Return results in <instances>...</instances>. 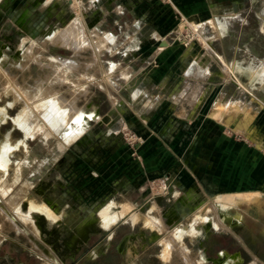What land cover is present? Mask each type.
<instances>
[{"label":"rangeland","instance_id":"rangeland-1","mask_svg":"<svg viewBox=\"0 0 264 264\" xmlns=\"http://www.w3.org/2000/svg\"><path fill=\"white\" fill-rule=\"evenodd\" d=\"M77 1L0 0V53L8 58L25 51L31 42L36 47L44 40V47L50 48L58 32L74 22L81 44L88 42L89 37L92 39L93 26L98 28V38H110L109 45L102 51L96 52L95 45L89 41L88 49L80 53V62L92 65L90 77L80 73L76 77L78 74L72 72L73 76L65 68L62 70L66 73L61 71L62 77L73 76L71 80L76 81L74 85L71 82L62 85L60 90L66 92V98L70 99V91H82L80 87L88 89L78 96L76 106L85 113L95 112L96 116L82 115L78 126L81 132L72 133L67 126H61L58 131L47 128V133L30 136L24 142L21 129L14 125L20 107L7 109L0 118V165L6 170V176L0 178L8 180L11 193L17 191L19 185L25 189L19 209L27 212L30 203L36 201L45 205L40 208L48 207L56 216L62 213L57 222L46 217L42 220L37 211L29 216L34 218L38 238H33L32 231V236L26 234L29 230L21 221L19 225L26 233L22 231L18 235L17 228L0 231V264H164L160 257L162 243L153 238L149 229L142 231L143 220L130 221L136 214L145 218L150 214V205L155 203L158 209L152 214L167 227L165 234L169 235L170 221L175 216L179 220L176 230L187 229L197 211L194 204L183 206L180 200L171 202L164 194L166 189L172 188L180 193L196 191L195 187L184 189L186 187L174 177V173L180 175L175 166L179 160H173L175 167L171 166L169 153L180 152L181 147L193 139L197 116H191L192 106H187L184 116H180V109L171 105V93L181 87L191 90L198 84L204 90L224 87L227 95L240 96L235 94L233 88L236 87L229 79L181 78L186 56L195 58L203 53L194 27L203 21H213L210 13L213 6H219L220 15L233 18L232 3L241 5L237 15L242 20L233 25L237 37L226 36L213 41L215 50L230 63L237 58L241 51L238 46L243 42L259 36L264 44L257 17L264 0ZM82 23L84 25H80ZM207 29L210 31V26ZM259 48L251 49L257 57L264 54V48ZM73 53V49L66 46H53L42 52V58L71 59ZM224 66L218 61L209 62L211 72H225ZM127 70L129 78L122 76ZM66 78L63 81L67 82ZM138 90L143 94L134 101L132 92ZM214 93L205 97L207 105L213 102ZM256 94L253 108L264 109V95ZM3 106L2 100L0 109ZM30 111L33 120L43 124L37 114H32L37 112ZM211 112L198 115L211 117ZM224 128L229 137L250 141L251 129L245 133L234 127ZM7 140L13 144L11 149L5 144ZM192 199L190 202L194 203L196 200ZM127 204L134 209L121 215L122 207ZM105 210L111 212L107 215L112 218L108 228L102 227V220L93 219ZM161 210L167 213L162 215ZM225 212L233 218L226 223L221 218V209L218 210L225 230L210 231V235L208 231L207 239L203 237L202 241L191 240L186 233L180 239L182 244L192 251L193 258H199V263L223 264L227 257L237 256L236 264H264V197L241 200ZM34 239L46 249L45 254L35 247ZM201 243L204 255L198 251ZM173 254L169 264H184L179 252ZM201 257L207 261H201Z\"/></svg>","mask_w":264,"mask_h":264},{"label":"bare ground","instance_id":"bare-ground-1","mask_svg":"<svg viewBox=\"0 0 264 264\" xmlns=\"http://www.w3.org/2000/svg\"><path fill=\"white\" fill-rule=\"evenodd\" d=\"M83 11L85 12L84 9ZM217 16L215 18L214 28H216L219 32L224 31L227 26L226 24L227 21ZM73 24L76 25L77 23L74 22ZM73 24L68 25L64 30H60L58 32V35H56L53 38V40H51V45H52L51 47L63 45L66 46L67 48L73 49L74 53L71 59H63L59 56H54V57H49V60L45 59L47 60L45 62L43 58H47V57L42 58V52L45 51V49L47 50V48L44 47L45 44L44 40L40 44L38 45L36 44V47H33L34 44L33 42H31V44L33 43L32 45L29 43L30 46L26 47L25 51H23L22 53L21 52L14 53V56L11 58H8L9 56L6 54L0 53V101L3 100L4 102L3 108L0 109V113H1L0 118L4 117V114L6 113L7 109L13 106H19L20 110L18 109L19 113L14 119V125L19 129H21L24 135V140H23L24 142L26 141L27 138H29L30 136H35L36 134L40 135L42 133H47L49 130L58 131L61 126L70 127L71 132L77 134L79 133L80 130L78 126L82 121L81 119L82 115L86 114L91 117L96 116L95 112L88 113L86 111L87 113H85L81 109H77L76 106L78 96L82 94V91L87 92L88 90L87 87H83V88L80 87L82 91L79 92L76 88H74L77 91L76 92L74 91L72 93L70 91V93L68 94L69 96H71L70 99H68L69 97L66 98L65 97L66 92L63 93L61 92L60 89L64 84L70 85V82L73 83V85L75 84L76 81L74 82L73 79L74 74L72 72L76 74L80 73L82 76L86 78L90 77L89 75L91 73L89 74L90 72L89 69H91L92 67L91 63L87 65L88 62L84 61L85 63L82 62L83 63L82 64L78 59V57H80V53L82 51L88 49L87 47L89 46L88 45V43H90L89 41H92L90 44L95 45L94 47L96 52L97 51L100 52L103 47L102 44H104L107 40L104 39L105 37H101V39L98 38L100 35L98 32V28L93 26L94 28L91 35L92 39L89 40L90 39L89 34L85 32V34L86 33L88 34L89 39L88 42H86L85 44H81L80 41L82 39L79 38L80 37L78 33L79 31H77L78 27L77 28L75 26L73 27ZM260 24L262 25L261 28L264 27V21H262L261 19H260ZM80 25H84V24L82 23ZM201 29H202V25L199 26L196 25L194 27V30L197 33L196 35L197 39L200 40L204 39V41H206L207 43L206 45H208L210 39L202 35ZM25 41L26 40H24V42ZM40 48L41 50L38 51V49ZM34 68H36V71L33 72L32 69ZM62 68L67 69V71L73 74V76L70 75L71 77H73L72 78L73 80H71V77L69 76L67 77L68 78L67 82L69 83L65 82V80L63 81V79H65L66 77L65 75L63 76L65 78L61 76V71H65L66 73V70H62ZM238 69H236L237 71H235L234 75L242 84L246 86H250L251 88L255 87V85L257 84L255 82L260 81L261 84L260 79L264 77V66L258 68L256 71H253L254 73L253 74L251 73L250 75L248 71L243 72V67L241 68L239 66ZM78 76L79 74L76 75V77ZM245 80H247V82ZM261 86H263V84H261ZM30 110L33 111L35 110L37 112V113L34 112L32 114H37L39 119L43 121V124H38L37 119L33 120V116L31 115ZM47 128H49V130ZM46 130L48 131L46 132ZM5 144H7V147L10 149L13 145L11 141L8 140L5 141ZM4 168L5 167L3 165L2 166L0 165V175H2L0 177H4L5 175L6 170ZM7 182L8 180L6 181L0 178V231H3L4 229L7 228L10 229L17 228L16 230H18L17 231L18 235L20 234L19 232L22 231L26 233V229L19 225L18 221H21L23 222V224L27 226V229L29 230V232H27L26 234L32 236L31 233L32 231L34 234L33 238H38V228L37 227L35 228L34 218H30L29 216L32 217V215H34L33 213H36L35 211H37L39 214H41L40 218H42V220L44 217H46L50 221L52 220L53 222H57L59 220L60 214L62 213L59 212L57 214L58 216H56V213L53 214L48 207L47 209H43L45 205L41 203H37L36 201L31 202L29 205L30 209L27 212L23 213L19 209L18 203L21 197V193L23 191L25 192V189L23 188V186L20 187V185L18 184L19 189L17 191H12L11 193L10 191L11 187ZM14 184H16V180L14 181ZM169 189H171L170 186ZM190 191L191 192L180 193V191H176L174 188H172L170 191L166 189L164 193L167 199L171 198V200H169L171 202L180 200L183 206L194 204V206L197 207V211H195L196 212L195 217L190 221L189 227L187 229L176 230V224L179 222V220L175 216L174 220L170 221L172 223V224L170 223L171 232H169V235L165 234V230H167V227H163L162 224L160 223L159 218H157L152 214L154 212L153 210L154 209L156 210L157 208L155 207L154 205L155 203L153 202H152L153 204L150 205L151 207L150 214L148 213L145 216V218L143 217L144 219L140 217V214H136L134 215V217L131 218L130 221L131 223H134L139 220H143L142 231H144L145 229H149L152 233L153 238L162 243L161 244L162 253L160 254V257L162 258L164 264L171 261L174 252H179L183 256L182 260L184 264H204V263H199V258H193V255L191 254L192 251L188 250L187 247L182 244L183 242V241L181 242L182 236L187 233V235L191 237V240L197 238L202 241L203 239L201 238L203 237L206 238L208 231L210 232L214 230L215 231L225 230L223 227V221L226 220L225 222L229 223V218L231 220L233 219L231 216L227 215V213L225 212L226 209L229 206H233L237 204L241 200H252V198L256 196L253 193H237V194L221 195L209 200L199 192L193 190ZM173 197L176 199H173ZM190 198L191 199L194 198V200L193 199L192 200L193 201L196 200L195 201L196 203L190 202L191 201ZM200 202H202L201 206H200ZM227 204L228 206H226ZM40 206H43V208H40ZM132 208L134 209V207H132L131 204H127L123 206L121 209L123 210L121 215L127 213ZM220 209H221V218L223 221L220 219V215L218 213V210ZM12 210L14 211L15 215H13L14 214L13 212H12L13 214L11 213ZM110 213L111 212L109 210H105L104 212L97 215L98 217L96 215L93 216V219L97 220L96 222L102 220L100 224H102V227L105 228L107 227L108 222L112 220L110 216L107 217V215H109ZM159 213L164 215L167 212H165V210H161ZM109 226L111 225L109 224ZM85 236H87V234H85ZM33 242L35 244V247H37L41 251V253L43 254L46 253L45 251L46 249H44L43 246L36 241V239H34ZM125 245L127 246L128 244ZM194 246H198V245H194ZM127 249L128 251H131L129 248ZM237 262H238V257L233 256V257H227L223 261V264H236Z\"/></svg>","mask_w":264,"mask_h":264},{"label":"crops","instance_id":"crops-1","mask_svg":"<svg viewBox=\"0 0 264 264\" xmlns=\"http://www.w3.org/2000/svg\"><path fill=\"white\" fill-rule=\"evenodd\" d=\"M232 5L234 7L233 18L222 16L224 14L220 15L222 12L220 13L219 6H213L210 9L213 23L203 21L197 24L198 26L202 25V35L208 37L210 41L206 45V41L201 40L203 53L200 55L195 58L186 56L187 61L184 62L181 68V78L192 77L198 80L229 79L236 87L233 88L236 90L235 94L237 93L240 96L227 95L224 93V87L216 91L204 90L198 84L191 90L188 87L174 90L171 93L173 95L171 105L180 109V116H184L187 106H192L191 111L193 114L191 116H197V131L193 139L188 140L185 146L181 147L180 152L169 153V160L171 166L174 165L173 160H179V163L175 166L179 169L180 175L178 177L174 173V177H177L181 185L186 187L182 188L189 189L192 187L191 189H193L195 187V190L206 198L237 193H253L256 195L255 198H262V196L264 197V109L261 107L260 109L253 108V98L257 95L256 93L264 95V77L260 79L263 86L259 81L255 82L257 84H254L255 87L251 88L242 84L234 73L239 66L243 67V72L248 71L249 75L253 74V71L258 68L263 67L264 54L257 57L251 49L254 47L264 48V44L259 36L254 40L243 42L238 46L241 51L235 56L237 58H234L230 63L225 61L226 58L221 52L215 50L213 47L215 39L226 38V36L237 37L233 25L240 19L242 20L240 15H237L242 7L237 2L232 3ZM263 9L264 6L257 11V17L259 31L264 34V27L261 28L262 25L260 24V19L264 21ZM216 16L227 21L224 31L219 32L214 28ZM207 26H210V31ZM104 39H107V41L109 39L108 42L110 43V38ZM198 40L200 41V39ZM107 41L102 44V49L109 45ZM254 43H256L255 46ZM211 60L225 64V72H211L209 69ZM129 72V70L123 71L122 76L129 78ZM245 81L247 82V80ZM213 91L215 92L214 100L210 105H207L205 103L206 98L213 94ZM140 94H143L142 90L132 92L133 100L136 101ZM247 97L250 99L249 101L244 100ZM210 110H212L211 117L205 115L200 117L198 115L199 112ZM224 127H234L235 130L245 133L251 129L250 141H237L235 138L229 137L224 132Z\"/></svg>","mask_w":264,"mask_h":264},{"label":"flooded vegetation","instance_id":"flooded-vegetation-1","mask_svg":"<svg viewBox=\"0 0 264 264\" xmlns=\"http://www.w3.org/2000/svg\"><path fill=\"white\" fill-rule=\"evenodd\" d=\"M50 47H51V46H50ZM45 48H46V47H45ZM49 49H50V48H47L48 51H49ZM235 224H236V223H235ZM214 232H217V231L214 230ZM210 233H212V232H209L208 235H210ZM208 235L206 236V239H207ZM198 247H200V248H199V254H203L204 249H203V245H202V243H201ZM201 259H202L204 262L207 261V260L204 259L203 257H201ZM218 264H219V263H218Z\"/></svg>","mask_w":264,"mask_h":264},{"label":"water","instance_id":"water-1","mask_svg":"<svg viewBox=\"0 0 264 264\" xmlns=\"http://www.w3.org/2000/svg\"><path fill=\"white\" fill-rule=\"evenodd\" d=\"M159 200V199H158Z\"/></svg>","mask_w":264,"mask_h":264}]
</instances>
